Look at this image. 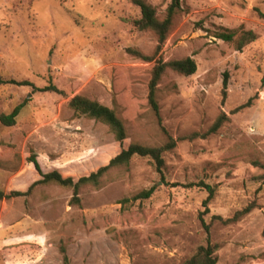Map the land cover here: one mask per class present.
<instances>
[{"label": "rangeland", "instance_id": "374dc122", "mask_svg": "<svg viewBox=\"0 0 264 264\" xmlns=\"http://www.w3.org/2000/svg\"><path fill=\"white\" fill-rule=\"evenodd\" d=\"M147 1L163 17L172 0ZM181 3L156 53L157 36L137 28L141 10L129 0H0V77L37 87L0 85V117L24 104L15 125L0 121L5 195L26 192L41 178L33 156L43 172L77 180L132 142L165 145L149 104L153 67L186 57L198 65L189 76L167 69L158 84L162 124L178 140L164 152L163 175L152 159L138 156L101 188H83L79 205L73 190L57 183L1 198L0 264H183L208 244L202 182L215 187L205 220L217 264H264V0ZM223 28L253 30L258 39L238 50L216 37ZM49 85L58 91L38 90ZM76 95L115 108L128 137L118 141L104 123L76 115L69 107ZM223 114L229 118L218 132L188 138ZM152 187L149 199L134 198ZM252 203L237 222L215 218Z\"/></svg>", "mask_w": 264, "mask_h": 264}, {"label": "trees", "instance_id": "16d2710c", "mask_svg": "<svg viewBox=\"0 0 264 264\" xmlns=\"http://www.w3.org/2000/svg\"><path fill=\"white\" fill-rule=\"evenodd\" d=\"M135 6L139 7L141 10V18L136 21V26L141 31H152L158 39V45L156 53L162 50L163 45L165 44L168 35L172 29L175 17L182 10L181 0H172L170 5L167 8V11L163 17L158 14V10L155 6L149 3L147 0H129ZM264 17V14H262ZM216 37L229 42L234 43L236 49L242 50L245 46L251 44L252 42L258 39V34L253 30H232L223 28L222 31L216 33ZM134 55L142 58L144 60H152L153 57L145 55L144 53L138 50L131 51ZM167 69H172L182 75H193L197 72L198 65L195 59L191 57L173 59L170 61L158 60L153 67L151 79L149 82V104L155 112L163 130L167 134L168 141L163 146H148L143 145L137 142H132L128 147L123 148L120 153L113 157L108 164L101 166L96 171L91 172L88 175L82 176L79 179L73 177H65L59 171L54 170L51 172H43L41 169L40 163L35 156L32 157L31 161L34 163L37 171L39 172L40 179L35 181L29 188L28 191H12L10 194L5 195L4 192L0 191L1 198H11L15 196L27 195L30 193L32 188L37 184H48V183H57L63 187H68L73 190L72 202L74 204H81L80 192L83 188L93 187L101 188L104 186L111 173L120 168H128L132 160L135 157H148L152 159L157 167V170L163 175V170L165 167L164 152L176 147L178 140L173 138L163 126V120L160 115L159 102L157 100L158 93V84L165 74ZM228 79L229 74H225L224 87H223V101L226 99L228 94ZM3 84H15V85H30L34 89L37 87L34 83L28 80L18 81L16 79H3L0 77V85ZM40 91H58V89L49 85L44 88L38 89ZM245 106V105H244ZM243 106V107H244ZM24 104L16 106L12 112L8 114H2L0 121L6 126H13L17 123V118L20 115ZM69 107L74 111L76 115L86 116L90 119L102 122L107 125L110 131L115 135V138L118 141H124L128 137L127 127L118 114L115 108H111L96 99L89 98L83 95L74 96L70 102ZM240 107V108H243ZM229 117L226 114L221 115L212 127L203 135L199 133H194L188 136V138H196L198 136L207 137L211 134L218 132V130L224 124V121ZM186 137L180 138L184 139ZM254 165L262 166L259 160H254ZM164 179V178H163ZM165 180V179H164ZM204 187L209 195L204 201L205 211L200 214V219L202 224L208 233V244L205 246H200L197 253L188 259L183 264H217L216 253L218 251V245L211 241V224L207 223L205 220V214L210 211L209 204L215 195V187L211 184L202 182L201 185ZM155 192V188L146 189L141 191L134 198L149 199ZM125 200L123 202H127ZM256 207L255 203H252L245 207L244 209L238 211L233 217L225 219L222 216H215V218L222 220L224 223L228 224L231 222L239 221L243 216L250 213Z\"/></svg>", "mask_w": 264, "mask_h": 264}]
</instances>
